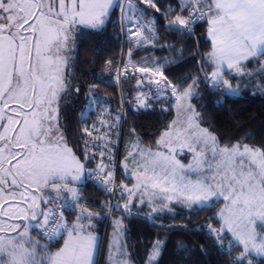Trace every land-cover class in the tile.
<instances>
[{"label": "snow or ice", "instance_id": "1", "mask_svg": "<svg viewBox=\"0 0 264 264\" xmlns=\"http://www.w3.org/2000/svg\"><path fill=\"white\" fill-rule=\"evenodd\" d=\"M140 2L160 11L154 0ZM112 7L113 0H0V201L7 203L15 199V189L25 190L20 193L23 198L29 188L50 187L57 198L68 194L62 208H75L79 212L68 227L58 215L60 209H41L35 196L27 209L18 212L8 213L0 204V215L42 219L37 227L41 237L49 242L67 233L63 246L50 252V244H41L40 240L32 238L27 225L17 231L19 224L0 222V233H4L0 235V264H95L97 237L88 229L93 216L98 214L89 212L80 203L79 189L70 184L88 178L102 180L109 193L116 191L117 186L114 173L105 172L107 164L95 170L89 168L85 173L84 163L68 146L60 126L59 104L73 91L66 53L75 45V26L101 29ZM121 11L131 13L124 19L136 28L135 32L130 29L131 35L138 37L136 44L155 40V29L149 26L155 18L149 25L140 23L145 9L129 2ZM185 11L187 18L177 15L168 26L192 34L193 24L206 19L213 45L207 56L208 63L215 67L211 73L213 85H223L227 92L235 93L239 86L233 89L229 80L224 79V66L235 68L243 75V61L264 57V0H182L181 12ZM153 74L163 77L162 66ZM197 83L198 80L193 79L185 88L183 83H173L166 77L163 84L156 82V98L170 89L176 97L178 115L182 117L173 121L161 143H186L189 151L195 153V163L183 164L171 154V148L169 154L138 149L142 163L133 157V163L139 167L137 184L134 189L118 186L120 198H124L125 192L131 197L143 189L141 203H144L143 196L149 195V203L158 199L165 208L172 201L189 208H211L222 198L224 207L217 213L220 228L208 225L209 232L215 234L221 247L226 234L230 233L229 254L233 242L243 248L234 264H245V261L252 264L249 258L252 253L264 256V148L239 141L221 146L214 134L201 128L199 113L190 103ZM98 86L89 87V107L101 103L94 91ZM75 92L79 93L80 88L76 87ZM140 103L142 107L148 106L143 100ZM83 116L82 112V119ZM93 128L99 131L95 125ZM83 132L92 135L87 127ZM87 151L86 142L85 160L89 159ZM8 177H11L10 184ZM39 200L45 205L49 203L44 197ZM123 207L131 212L127 203ZM116 208L120 205L116 204ZM12 232L17 234L10 235ZM116 232L118 229L114 230V235ZM160 246L161 242L157 241L148 264H154L160 255ZM109 264H130L124 246L115 239L110 244Z\"/></svg>", "mask_w": 264, "mask_h": 264}, {"label": "trees", "instance_id": "2", "mask_svg": "<svg viewBox=\"0 0 264 264\" xmlns=\"http://www.w3.org/2000/svg\"><path fill=\"white\" fill-rule=\"evenodd\" d=\"M136 1L139 6L142 5L139 0ZM161 9L159 12H152L150 7L145 8L146 14L142 21H151L150 15L155 16L154 23L150 26L156 33L152 42L122 45L121 23L116 8L111 10L101 29L81 27L75 35V45L69 54L73 91L60 104L59 119L68 146L86 169L94 170L100 163L96 156L88 160L84 157L86 138L83 129L90 128L97 118L95 109L88 111L91 85H99L94 91L101 104H105L110 113L120 115L122 137L124 133L132 132L143 146L155 148L157 138L172 119L173 112L163 101L157 104L150 101L149 109L133 110V99L137 96V89L143 85L134 75L135 71L126 69L120 79V91L126 98V105L124 115L120 114L117 83L111 79L104 81L99 76L107 71L114 73L117 66L125 61L153 69L162 66L163 78L166 77L173 83H183L185 88L193 79H197L195 97L191 99V103L199 113V124L213 133L221 146L239 141L264 148V75L248 80L234 78L231 81L233 89L239 86L236 93H226L223 85L212 86L210 74L215 67L207 60L211 44L206 36V23L193 26V34L174 30L165 26L172 20L165 14L168 11L166 5ZM261 60L264 61V57L255 58L246 67ZM76 87L80 88L79 93L75 92ZM162 108L168 109V113H164ZM118 169L119 166L116 169V180H125ZM79 194L82 197L81 203L89 209L99 213L107 209L104 205L110 194L101 185L93 183L91 178L79 186ZM123 199L116 195L112 213L122 216L126 250L134 264H148L147 258L157 241L162 245L154 264H234L235 257L243 251L241 246L233 242L229 254L231 236L226 234L227 238L223 240L221 247L215 234L209 232L208 225L220 228L217 211L221 202L211 208H189L176 204L170 207V211L154 214L143 205L142 209L129 214L123 213ZM116 204L120 205L119 209ZM103 221L97 228L100 232L103 230ZM34 234L37 233L34 231ZM62 242L61 238H57L50 244L49 250L58 248ZM249 258L252 264H264L262 258L252 255Z\"/></svg>", "mask_w": 264, "mask_h": 264}, {"label": "rangeland", "instance_id": "3", "mask_svg": "<svg viewBox=\"0 0 264 264\" xmlns=\"http://www.w3.org/2000/svg\"><path fill=\"white\" fill-rule=\"evenodd\" d=\"M113 2H114V7L110 8L109 12L111 14V10H113L114 8L118 10L119 21L121 25L122 24L131 25L126 19H124L125 15H131V13H127V12L122 13L121 11L122 7H124L125 9L127 8V5L129 4V2H131V4H133L137 8H142V9L145 8V4L142 3V5L139 6L136 0H113ZM146 6L149 7L148 5ZM154 17L155 16H151V21L153 20ZM142 19L140 20L141 24L149 25V20H145L144 22L142 21ZM132 23H134V21ZM149 26H152V25H149ZM81 27H86V26H83V25L75 26L74 31H73L74 37H76L75 35L78 32V29H80ZM72 49L66 53L68 57ZM145 68L148 69L147 72L143 71V69ZM119 69L116 68L114 73H112L111 71L104 72L102 73L101 76H99V78L104 81H110L109 79L113 80L114 75H116L118 70L121 73V75L123 74V71H125V69L135 71L134 75H136V78L143 85V87L142 88L140 87L137 89V96L133 100H137L139 98H145L146 101H148V105H150L149 104L150 101L153 104H157L160 101L166 102L167 106L173 112V116H172V119L168 122L169 124L167 128L164 129L162 133L160 134V136L157 138L156 143H155V148H149V147H146L140 144L137 137L132 135V132L124 133L122 137L123 125H121L120 115L118 114L114 115L110 113L105 104L103 105L100 103L98 105H93L92 107L88 106V111L95 109L97 118H96V121L90 126V128H88V131L91 132L92 135L89 136L85 133L87 149H88L87 155L89 156V159L91 158L94 159V156H96V159L99 160L100 162L99 165L97 163L98 166L102 164L108 165V167L105 169V172L112 171L114 173V185L117 186V190L114 191L113 193H109L105 191L106 193L110 194V196L108 197V201H107V204L109 205V207H107V209L104 210L103 213H99L98 211L95 212L81 203L84 207H86V209L89 212L98 214V215H95V217H99L100 219L99 224L104 220L103 225H102L103 230L100 232V230L97 229V233L99 235V239H98L99 241H98V250H97L98 254L95 260L96 264H109L110 244L113 243L114 239L116 240L118 244L123 245L126 250V242L124 239V227L122 223V216L113 214L112 210L114 208L113 206H114L116 195H118V197L121 196V190L118 188V186L125 185L128 189H134V186L137 184L136 176L139 173V167L137 164L133 163V157H135L136 161H140L142 163V157L139 155L138 149H143V150L150 149L152 152H162L165 154H169V148H171L173 149V152L171 154L175 155V157L179 159L183 164L188 165L189 163H193V164L195 163L193 159L195 153L189 151V148L186 143L177 142V141H173V143H171L170 145H165L161 143L162 139L164 138V133L166 131H170V126L173 125V121H176L182 118L178 115L179 107L176 101V97L171 94L170 89L164 92V94H161L158 99L156 98L157 96L156 82L160 81L161 84H163L164 78L158 74L154 75L153 72L155 69L153 68L134 65L132 62H129V61H125L122 64L120 63ZM230 76H234V75H230ZM227 80H229V82L231 83L233 79H231L230 77H227ZM210 81H211V84H213L212 80ZM223 87H224L223 88L224 91L227 93V91L225 90V86ZM117 89L119 91V103L121 105L120 114L123 116L124 115L123 110L126 105V98L122 94V91H120V87H117ZM62 101L60 102V104L62 103ZM132 103L134 104V102ZM60 104H59V110L61 108ZM118 116H119V119H117ZM100 121H104L105 123L101 124ZM93 125H95L96 129H99V131H96L93 128ZM109 125H111V127H109ZM200 127L204 128L201 125ZM86 142L84 146V151L86 148ZM199 150H200L199 148L196 149L197 152H199ZM129 152H131L132 155H129ZM84 154L86 155V152ZM126 157H127V160L125 159ZM13 163H15V161H13ZM126 164H127V167H125ZM118 166H119L118 171L119 173L121 172L123 174L122 176L125 178V180H116V175L118 174L116 169ZM97 167L95 169H97ZM87 171H88V168L85 170V173ZM9 178L11 182V177ZM82 181L83 179L77 183H80ZM99 182H101L99 185H101L104 188L103 181L101 180ZM75 186H76V183L70 184V187H75ZM75 188L79 189V186L77 185V187ZM14 191L16 192V198L10 199L11 202L9 203L7 202L6 204H4L5 203L4 201H0V204L3 205V210H6L8 213L18 212L21 209H27L28 204L31 202L32 197L35 196L37 197V202L40 204L41 209L45 211L48 209H61V211L63 212V213L61 212V214L63 215L62 222L67 223V225L72 226V223L75 221L74 219L75 215L72 216L73 214H71L69 216L66 212V208L61 207L64 204L63 202L65 198L68 197L67 193L57 198V193L53 191L50 187H42L39 189L29 188L27 192L25 193V196L22 198L20 197V193L25 191L23 188L15 189ZM142 191L143 189L135 192V194L132 195L131 197H129L127 192H125L123 203L121 202L122 207L127 203L129 205V208L131 209V212H136L139 209H142V206L145 205L151 211V213L154 214V213H165L166 211H169L170 207H172L173 205L180 204L176 201H172L168 203V208H165L164 205L160 203L158 199H153L152 202L149 203V195H144L143 196L144 203H141V192ZM157 195H159V193ZM40 197L49 199V203L45 205L43 202L39 200ZM219 202H221V206L219 207L217 212H219V210L224 207V201L222 198ZM183 206L188 207L187 205H183ZM153 208L157 209V211H153ZM191 208H197V207L193 206ZM131 212H126L125 210H123V213L130 214ZM0 222H6L7 224H19L21 227L17 231H22L24 226L27 225L28 234L32 238L40 240L41 244H52L53 243V241L52 243L42 242L41 239L38 237V235L34 234V231L37 232L36 231L37 225L42 224V219L32 220L30 216L27 218H15V217L10 218L9 215L5 214V215H0ZM116 222H119V224H117ZM219 223L221 222L219 221ZM117 229H118V232H116V234L114 235V230H117ZM16 234H17L16 232L10 233V235H16ZM228 234L231 236L230 233ZM0 235H4V233H0ZM61 246L62 245H60L58 248H60ZM58 248L54 249L53 251H50L49 249L48 250L50 252H54ZM126 252L129 257V253L127 250ZM113 254L115 255V253ZM251 255L256 258L264 259V256H257L255 253H252ZM147 261H148V258H147ZM130 264H134V263L130 260Z\"/></svg>", "mask_w": 264, "mask_h": 264}, {"label": "crops", "instance_id": "4", "mask_svg": "<svg viewBox=\"0 0 264 264\" xmlns=\"http://www.w3.org/2000/svg\"><path fill=\"white\" fill-rule=\"evenodd\" d=\"M154 2L156 4L157 8H159L160 10H162L161 8L164 5H166V9H168V11L165 12V14H167V16L169 18H171L172 20H174L177 15H181L184 18H187L188 17V12L187 11L181 12V2H182V0H155ZM185 2H186V0H185ZM145 8H148V7L145 5ZM150 9L152 10V12L153 11L154 12L157 11L156 8L150 7ZM150 16H152V15H150ZM205 23H206V31H207L206 36H207L208 41L211 44V51H212L213 45H212L211 38L208 35V27H209V25L207 23V20L205 21ZM254 59L255 58L250 59L248 61H243L242 62L241 68H242V72L244 73L243 75L239 71H237L235 68L228 69L226 65L224 66V74H226L227 77H230L231 79H234V78H236V79H240V78L245 79L246 78L247 80L250 79V78H254V77L255 78H258L260 76H263L264 75V61H262V60H261V62L254 61L253 62L254 64L248 66V68L246 67V65L248 64V62L249 61H253ZM214 70H215V68H214ZM226 75H224V79H227ZM230 75H234V76H230ZM210 80H212L211 74H210ZM211 85L214 86L213 84H211ZM8 181H9V184H10V178L9 177H8ZM84 181H85V179H83V181L80 182V183H76V186L75 187H77V185L78 186L82 185V183H84ZM9 202H11V201L9 200L8 203ZM4 204H6V203H4ZM66 212H69V213H67L69 216L71 214H73L72 216L75 215L74 216V219L75 220H76L77 215H79L78 214V211L75 208H66ZM99 220H100L99 217L93 216L92 221H91V225L92 226L88 229L89 231H91L97 237L96 247L94 249V254H93L94 261L96 260V256L98 254V251L97 250H98V241H99L98 239H99V235L97 233V228H98V225H99ZM85 223H88V221H85ZM70 226L71 225H68V227H70ZM58 238H60V237H58ZM64 239H67V233H64L63 234V238H61V240L63 241L62 244H61L62 246H63V243H64Z\"/></svg>", "mask_w": 264, "mask_h": 264}, {"label": "built area", "instance_id": "5", "mask_svg": "<svg viewBox=\"0 0 264 264\" xmlns=\"http://www.w3.org/2000/svg\"><path fill=\"white\" fill-rule=\"evenodd\" d=\"M140 1V0H139ZM206 19H204V20H198V21H196L194 24H193V26H197V25H200V24H202V22H204ZM192 26V27H193ZM130 29H131V32H135L136 31V28L135 27H132L131 25H125V24H122L121 25V34H122V39H121V41H122V45H124V43H128V44H135V41L137 40V36H135V35H131V32H130ZM120 68V65L117 67V69H119ZM119 70H121V69H119ZM119 70H118V72L116 73V75H114V78H113V80H115V82L117 83V86L118 87H120V84H121V73L119 72ZM121 75V76H120ZM117 76L119 77V79H117ZM91 180H92V182L93 183H95V184H100L101 182H99V181H96L95 179H93V178H91ZM61 209H60V211L58 212V215L59 216H62V218H63V215L61 214ZM63 213V212H62ZM62 221H63V219H62ZM37 235H38V237L43 241V242H49V241H47L46 239H43L42 237H41V230H40V228L39 227H37Z\"/></svg>", "mask_w": 264, "mask_h": 264}, {"label": "water", "instance_id": "6", "mask_svg": "<svg viewBox=\"0 0 264 264\" xmlns=\"http://www.w3.org/2000/svg\"><path fill=\"white\" fill-rule=\"evenodd\" d=\"M168 25H169V21L165 24V26H166V27H169ZM170 28H172V29H174V30H177L176 27H170ZM180 28L182 29V26H180ZM178 31H180V30H178ZM182 31H183V30H182ZM192 34H193V31H192ZM141 100H143L144 103H145L146 105H148V101H146L145 98H139V99H137V100H134V101H133V102H134V104H133V110H134V111H136V110H138V109L146 110V109H149V108H150V106L142 107V106H141V103H140ZM162 110H163L164 113H166V114L168 113V112H167L168 109H166V108H162Z\"/></svg>", "mask_w": 264, "mask_h": 264}, {"label": "flooded vegetation", "instance_id": "7", "mask_svg": "<svg viewBox=\"0 0 264 264\" xmlns=\"http://www.w3.org/2000/svg\"><path fill=\"white\" fill-rule=\"evenodd\" d=\"M148 106H150V105H148Z\"/></svg>", "mask_w": 264, "mask_h": 264}]
</instances>
